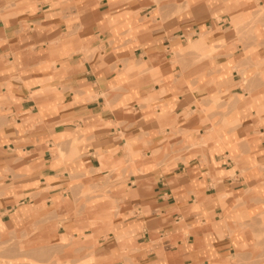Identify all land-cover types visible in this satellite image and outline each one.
I'll return each instance as SVG.
<instances>
[{
    "label": "crops",
    "instance_id": "crops-1",
    "mask_svg": "<svg viewBox=\"0 0 264 264\" xmlns=\"http://www.w3.org/2000/svg\"><path fill=\"white\" fill-rule=\"evenodd\" d=\"M0 264H264V0H0Z\"/></svg>",
    "mask_w": 264,
    "mask_h": 264
},
{
    "label": "rangeland",
    "instance_id": "rangeland-1",
    "mask_svg": "<svg viewBox=\"0 0 264 264\" xmlns=\"http://www.w3.org/2000/svg\"><path fill=\"white\" fill-rule=\"evenodd\" d=\"M217 99H215V101H216ZM219 100V99H218Z\"/></svg>",
    "mask_w": 264,
    "mask_h": 264
}]
</instances>
